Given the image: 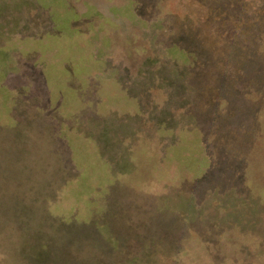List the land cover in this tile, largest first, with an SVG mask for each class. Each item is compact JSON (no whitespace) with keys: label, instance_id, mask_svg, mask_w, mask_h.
<instances>
[{"label":"rangeland","instance_id":"rangeland-1","mask_svg":"<svg viewBox=\"0 0 264 264\" xmlns=\"http://www.w3.org/2000/svg\"><path fill=\"white\" fill-rule=\"evenodd\" d=\"M4 82L39 157L0 264H264V0H0Z\"/></svg>","mask_w":264,"mask_h":264},{"label":"crops","instance_id":"crops-1","mask_svg":"<svg viewBox=\"0 0 264 264\" xmlns=\"http://www.w3.org/2000/svg\"><path fill=\"white\" fill-rule=\"evenodd\" d=\"M7 91L8 87L6 82H4L0 85V197L2 198V200H0V210L2 211L7 205L4 209L7 215L4 219L1 218L2 215L0 216L1 228L9 227V223H12V227L20 226V224L14 223V221H16V219H13L15 214L11 213V211L16 210V212H18L20 211V209H18L19 204L20 206L26 205L25 202H23V198L19 201L17 197L24 196V192H22L24 189L21 184L22 181L27 182L28 188L26 190H30L29 183L30 180H32L30 174L33 172L32 170L34 168L33 157L35 156V152H37V156L39 157L37 134L35 132L37 128L35 127V123L33 122L29 129L26 128L22 118L24 117L23 102L20 94L18 96V93H14L10 98V90ZM8 99L11 100L9 101ZM27 131L29 132L28 137ZM34 140L37 149H34ZM9 205L15 207H10ZM37 207L36 205L35 208ZM32 210H34L33 206ZM39 220V216L37 215L35 219L32 218L30 221L27 220L28 222L24 224H26V227L32 229L35 224L39 226ZM26 235L32 237V231L26 233Z\"/></svg>","mask_w":264,"mask_h":264}]
</instances>
